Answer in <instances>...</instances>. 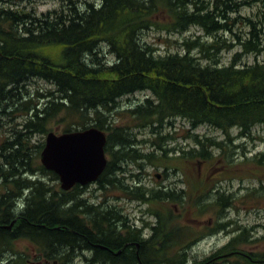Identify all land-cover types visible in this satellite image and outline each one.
Listing matches in <instances>:
<instances>
[{
    "label": "trees",
    "instance_id": "1",
    "mask_svg": "<svg viewBox=\"0 0 264 264\" xmlns=\"http://www.w3.org/2000/svg\"><path fill=\"white\" fill-rule=\"evenodd\" d=\"M60 1V8L36 14L32 7L22 5L31 0H8L3 4L0 0V61L5 60V65L18 63L10 66L13 68L28 65L34 71L29 77H21L25 84L18 88L15 84L20 77H10L0 70V89L10 98L21 90L28 94L29 81L39 80L52 86L46 92L29 93L26 107L16 110L20 115L11 117L0 112V121L5 117L7 122V127L0 125V184L10 189V184L21 179L19 188L29 190L23 198L25 209L14 216L8 211L14 199L10 190L0 195V257L8 251L12 252V264H70L67 254L60 250L68 247L63 240L68 236L69 225L78 234L84 231L89 240L95 239L98 227L118 241L141 240L129 225L123 224V229L114 227V220L122 218L120 208L107 205L104 213L98 211L95 203L82 198L79 186L68 192L59 189L57 176L39 161L44 138L53 128L69 132L93 126L105 133L107 164L95 183L102 193L100 203L115 198L118 191L120 197L166 205L167 210L162 209L166 222L161 223L155 240H170L179 227L173 221L178 214L168 209L169 205L176 203L182 210L196 207V201L190 202L191 191L199 196L200 215L211 213L216 220L227 208L238 210L235 204L244 207L264 202V150L251 157L244 153L236 155L239 159L233 158L235 139L248 138L253 128L264 126V59L235 67L242 55L251 54L255 59L264 56V30L257 24L263 13L253 19L240 12L257 0H98L95 4ZM191 27L197 28L201 36L183 40L182 51L165 55L142 43L140 37L148 30L182 33ZM101 44L113 55L111 64L97 60V47ZM236 47L239 52L233 54L229 63L210 65L222 52ZM4 52L8 54L4 56ZM86 53L94 57L89 66ZM59 80L64 81L62 86ZM140 89L150 91L142 105L133 109L115 107L119 99ZM27 104L33 111L28 112ZM177 118L186 120L191 129L202 125L214 128L222 133L223 140L189 134L188 130L183 137L193 142L187 150L190 153L181 149L176 152L180 155L171 157L168 153L175 148H166L163 143L174 139L171 121ZM146 130L152 138H138ZM165 130L168 133L162 134ZM232 130H236L235 136ZM145 143L152 148L144 150ZM173 159L178 165L173 164ZM196 161L205 165L221 161L228 173L235 172L229 174V179L254 177L258 187L239 196L223 191L218 184L208 187L209 179L200 180L197 187L187 180V187L179 192L143 184L131 192L123 186L129 165L136 168L138 174L134 175L140 178V171L147 164L174 167L176 172L181 169L180 164ZM205 199L208 201L204 204ZM82 206L88 214L77 212ZM15 219L8 230L6 227ZM235 226L231 230L239 232L226 248L233 251L231 263H256L242 261L244 256L258 257L256 250L244 251L240 245L250 243L251 230ZM129 236L135 239L130 240ZM258 240H264V233ZM17 241L32 247L35 260L30 261L31 254L16 248ZM109 250V256L117 259L113 264H147L146 257H150L133 246L118 256ZM173 251L174 255L163 252L154 256L165 259L166 264L184 263L186 249L178 246Z\"/></svg>",
    "mask_w": 264,
    "mask_h": 264
},
{
    "label": "rangeland",
    "instance_id": "2",
    "mask_svg": "<svg viewBox=\"0 0 264 264\" xmlns=\"http://www.w3.org/2000/svg\"><path fill=\"white\" fill-rule=\"evenodd\" d=\"M86 0H80V2H84ZM264 0H257L254 3H252L251 6H244L241 9L242 15H248V16H254L260 9L263 7ZM26 7H32L37 14L46 13L51 10H56L62 6V2L60 0H32L29 3L22 4ZM245 31V30H242ZM196 36H201V32L195 28L192 27L186 32L182 33H167L162 30H148L145 31L141 35V40L144 43H147L151 46H153L159 55H165L167 53H174V52H180L185 48L183 46V40L185 39H192ZM107 49V48H106ZM106 49L104 50V53L101 51L97 55V60L101 62L112 60V56L106 55ZM236 51V48L233 50H226L222 52L220 56V61L224 64H227L231 60V56ZM264 56L261 55L258 57V60H263ZM256 59L251 54L242 55L240 58V65H248L252 64ZM50 86L47 83H44L42 81L36 80L31 81L30 84L26 87V89L31 93L35 94L36 91L38 92H45L47 89H49ZM150 96L149 93H135L133 95L125 96L121 99H119V106L120 109H126V106L135 105L137 103H141L146 97ZM174 126L172 127L171 134L174 136V139L171 141V143H163V146L166 148H187L188 146L190 148L193 147V142L190 138H184L183 136L186 134V131H190L189 134H198L199 136H208L211 138H216L217 140H223V135L220 131L211 128L209 126H199L195 129H191L189 123L182 119L177 118L174 120ZM54 131L55 128H53ZM59 129V128H57ZM169 130V129H168ZM168 130H165L162 134L168 133ZM1 133V132H0ZM232 135L235 136L236 130L231 131ZM152 138V135H150L149 130L143 131L141 135H139L138 138ZM1 139V137H0ZM235 145L237 146L235 148V153L233 155V158L239 159V157H236V155H243L244 153L247 154V157H251L256 153L262 152L264 150V126H256L252 129V133L250 137L248 138H241V139H235ZM152 148L151 145L148 143L143 144L144 150H150ZM169 154V153H168ZM173 154V153H170ZM174 157V156H171ZM197 162H188V163H182L180 164V170L178 173L173 174L172 169H169L170 175L166 178L167 183H170L171 187L173 189H180L183 188V186H186V181L191 180L193 182V185L197 187L198 182L202 180L205 182L206 179H209L208 187H211L213 185L218 184L219 188L222 189L225 192H232L235 194H238L241 196V194H245L249 190H253L258 187V181L254 177H248V178H242V180H239L238 177H234L229 179V174L232 175V173L235 172H227L225 170V167L223 166V163L221 161H218V163H215L213 165H205V164H199V166L196 164ZM173 164L178 165L177 161L173 159ZM130 170L135 173L133 170V167H129ZM145 170L147 172V175L143 176L142 182L145 183V185L149 188L154 187L157 185L161 179L155 178L156 174L162 173V168L156 169L154 167L145 166ZM200 175H202V178H200ZM227 175V176H226ZM226 176L224 179L223 177ZM162 178V177H161ZM217 179V182H216ZM222 179V180H219ZM183 180V181H181ZM162 184L164 183L161 181ZM206 186V188H208ZM191 198L190 202L194 203L195 201H198L197 194H193L191 191ZM116 203H120L119 206H122L123 212L126 214H129L133 220L134 214H138L137 212L140 210H144V207H139L136 204H130L129 202L125 200H118ZM204 204L206 202H203ZM237 207H239L238 210H234L232 207L230 209V215L227 214L228 218L233 220L235 222V225L241 226V228H249L252 233V237L250 238V243H248L246 249L251 250H263L264 251V240H258L262 237L264 233V202H260L258 205H254L251 203L247 204L244 207H241L239 204H235ZM256 206V207H252ZM153 211L160 214L161 216H164V212L162 209H166V205L163 204H152L150 206ZM179 208V209H178ZM177 206H170L168 209H171L173 213H180L174 220L176 224L179 227H183L188 231V238L193 239V241L188 245L187 247V259L193 260L194 262H198L199 257L205 254H210L211 250L214 247L222 246L225 241L228 239L226 238L228 235L227 232H220V234H216L215 236H220L221 241H218L216 238H213L212 236H208L207 238H203L204 235L208 234L211 230L209 227L214 224L215 222V215L211 213H204L203 215H200L197 212L196 207L194 209H190L187 207L185 210H182L181 207ZM179 210V212H177ZM207 210V209H206ZM234 225V224H233ZM234 225V226H235ZM216 226H213L212 229H215ZM232 234L229 233V238ZM258 237V238H257ZM254 239V240H251ZM219 242V243H217ZM198 246L191 249L192 246L198 244ZM16 248L20 252H27L31 254L30 261L35 260L36 257H34V250L30 245L25 241H17L15 243ZM28 261V262H30ZM31 263V262H30ZM34 264V263H31ZM41 264V263H40Z\"/></svg>",
    "mask_w": 264,
    "mask_h": 264
},
{
    "label": "bare ground",
    "instance_id": "3",
    "mask_svg": "<svg viewBox=\"0 0 264 264\" xmlns=\"http://www.w3.org/2000/svg\"><path fill=\"white\" fill-rule=\"evenodd\" d=\"M2 1H3L2 2V4H3V3H6L8 0H2ZM72 1H74L76 3H79V4H82V3H80V0H72ZM86 1H89V2L94 3V4L97 3V2L99 3L98 0H86ZM262 13H263V15H262V17H260V14H262ZM36 14H37V12H36ZM244 16L245 17H249V18H253V19H256V18H259L260 17L257 20V22H258L257 24L260 26V28L262 30H264V6L260 9V11H258L256 13V15L251 16V17L248 16V15H244ZM242 29L245 30V28H242ZM142 43H143V41H142ZM106 48L107 47L105 46V44H101V45H99L97 47V52L96 53L99 54L102 51L103 54H105L104 53V50ZM93 52H94V50H93ZM236 52H239V48L238 47H236V51L234 53H236ZM7 54H8L7 52H4V56H6ZM92 55H93L92 53H86L84 55V58H86V64L87 65L90 64L89 62L93 61L94 57ZM106 55L113 57V55H111V54L108 53V50L107 49H106ZM256 60H258V59H256ZM113 61H114V58H112V60H109L107 62H108V64H111ZM5 62H6L5 60H3V62L0 61V70L2 72L5 71L7 74L9 73L10 77H17V78L20 77V79L18 80L19 83L17 82L15 84L18 88H20V86H22L23 84H25V83L22 84V78H21L22 76L29 77V76L32 75V73H34L33 69L30 68V66H28V65H23V64L21 65L20 64L22 67L15 68V66H14V68H13V67H10V66L15 65V64H18V63H15V64H11L10 63L8 65H5ZM210 65L213 66V67H218V65H225V64L220 61V57H215L214 60H212L210 62ZM235 67H241L240 62L235 63ZM30 82L31 81L27 82V84L29 85ZM63 82L64 81L59 80V83L58 84L62 86V83ZM48 85L50 86V88L47 89V90H50L52 88V86L50 84H48ZM71 85H73V84H71ZM0 88H2V87H0ZM142 90H145V89H140V91H138V92L139 93H146V92L149 93L150 92L149 90H145V91H142ZM29 93L28 94H25V92H23V90H21L18 93H16V95L14 97L8 98L6 92L0 89V112H7L8 115H11V117L14 116V115H17V114L20 115V112H17L16 110L17 109H20V108L21 109H24L26 107V105H24V103L26 104V102H28L27 97H31V95ZM146 98H148V97H146ZM142 102L141 103H137L135 105L126 106V107L129 108V109H133V108H135L137 106L142 105L143 104ZM88 107H89V105H88ZM115 107L120 108V106H119V100L116 102ZM27 108H29L28 109V112L29 111H33L32 110V107L30 105H28V104H27ZM7 109H9V111H7ZM174 120L171 121V122H174ZM0 125H4L5 127H7V122H6V118L5 117H2V119L0 121ZM90 127H93V126H90ZM90 127H87V128H90ZM169 127L170 126L168 124L166 126V129L169 128ZM81 130H84V129H77V130H74V131H81ZM100 131H102V130H100ZM45 138H46V136H45ZM45 138H44V145H45ZM181 149H185V148H181ZM181 149L180 148H177V149L175 148V151L169 152V156H174L175 157V156L180 155V154H177L176 152L177 151H181ZM188 149H191V148L189 146L186 148V152H185L186 154L190 153V151H187ZM170 153H173V154H170ZM40 154H41V152H40ZM39 161H40V156H39ZM123 164L124 165H127L128 162H124ZM145 166H150L151 167V165H149V164H147ZM145 166L143 167L142 171H140V173L141 174H144V175H147V172L145 170ZM127 167L129 169V167H132V165H129ZM159 168H162V173L164 171L168 172L166 178L170 175L169 169H172L173 174H176V173L179 172V171H176L175 172L174 171V167L173 168L172 167H170V168L159 167ZM159 168H156V169H159ZM133 170L135 171V173H133V171L129 169V172L127 174H124L125 175V178L123 180V186L124 187H127L131 192L136 187L135 186V183H134V180L136 179V177H135L134 174H138V171L136 170L135 167H133ZM50 172H52V171H50ZM129 174H131V175L129 176ZM1 178L2 177H0V179ZM57 178H58V176H57ZM155 178H157V177L155 176ZM17 181L20 184L23 183V181L21 179H17ZM161 181H163V180L161 179ZM161 181H159L158 183H156L157 185H155L152 188H154L156 190H162L163 187L161 186L162 185V182ZM58 184H59V189L61 191H64V192L70 191V189L67 190V191L61 189L60 182H59V178H58ZM97 186H98L97 184H93V185L89 186L86 190H83L82 191V194L81 195H82V198L85 199L87 202H89V203H95L94 206H98L99 207L98 211H103L105 213L106 212V207L105 206H107V205H113V206H116L117 208L122 207V206H119L120 203L118 204V203H116V201H118V200H125V201L129 202L130 204H136L139 207H144L145 208L144 210L138 211L137 212L138 214H134L133 215L134 217H137V216L139 217L141 215V213H145V214H148L147 215V218H148L149 222L150 223H154V216L153 215L156 214V212L153 211V209L150 207L154 203H150L148 201L145 202V201H142V200H137V199L131 198V197L128 198V196H125V195H121L122 197H120L117 194L118 191L116 189L117 192L114 195L119 196V197H116L115 196V198L110 199V200H106L105 202H103V204H101L100 202L103 201L102 200V193H101V190H98L97 189ZM184 188H185V186H183V188H180L178 190L177 189H174V190H176V192H179L181 190H185ZM7 190H9L8 185L5 184V185L2 186V184H0V195L1 194H4L5 191H7ZM22 192L23 193L17 198V200L15 198L13 199V201L11 200V202L9 204V210L7 209L8 208V206H7V207H5V209H3L4 212H6L8 210L10 212V214L14 216L16 214H19L22 210L25 209V206H26L25 199L26 198L25 199H23V198H24V196H26L29 193V190H27V189H24L23 190L22 189ZM241 195H243V194H241ZM11 199H12V197H11ZM206 201H208V200L205 199L204 202H206ZM194 204L196 205V208L198 210H200V208H199V205H200L199 201H196ZM77 212L79 214H88L89 213L88 209H86V207H84V206L80 207ZM176 214L180 215V213H176ZM227 214L230 215V211H229L228 208L225 210V213L221 216V219H222V222H223V226H225L227 229H234L236 226H234L233 224H231V223H233V220L229 219V222L230 223H228V222L225 221V218H228ZM15 221H16V219L13 220L12 225H14ZM162 222L163 221H161V223ZM161 223H158L156 225H158L159 228H160L161 227ZM6 228L8 230L12 229V228H9L8 226ZM149 231H150V234H151V230H149ZM67 233H68L67 234L68 236L67 237L65 236L66 238L63 240V242H64L63 245L68 246V247L65 248V249H60V250H64L63 252L65 254H67V256L69 257L70 264H113L117 259H112L109 256V254H110V250L109 249H111V251H112V253L114 255L118 256L121 252H124V250H126V249H128V248H130L132 246V243L130 241H118V238L116 236H110L107 232L102 231L101 229H98L97 230V232L95 234V239L94 240H89L90 239V236H88L87 234H85L84 231H80V234L74 232L72 230L71 225H69V227H67ZM152 234H153V232H152ZM152 234H151V236H152ZM174 235H180L182 237L181 246L186 249V254H187V242L189 241L188 231L185 228H183V227H178V229L173 233L172 237ZM129 238H130V240L135 239L134 236H129ZM172 239L173 238H171L170 240H172ZM60 242H62V241H60ZM56 243H58V242H56ZM53 244H55V242H53ZM89 245H95V246H92L91 248L88 249ZM97 248H99L98 249L99 251L96 250ZM170 248H172V246L169 247L168 249H170ZM69 249L72 250V251H70ZM85 249H88V259L87 258H82L81 256H79V258L81 257L80 260L79 259H75L74 251H77L79 253L81 250H85ZM53 252L56 253V251H53ZM90 258H91V261H90ZM12 259H13L12 252L6 251V252H4V255L2 257H0V264H12Z\"/></svg>",
    "mask_w": 264,
    "mask_h": 264
},
{
    "label": "water",
    "instance_id": "4",
    "mask_svg": "<svg viewBox=\"0 0 264 264\" xmlns=\"http://www.w3.org/2000/svg\"><path fill=\"white\" fill-rule=\"evenodd\" d=\"M106 136L95 127L81 131L49 132L40 154L41 164L54 172L61 189L94 182L103 172L107 160ZM12 227V223L8 226Z\"/></svg>",
    "mask_w": 264,
    "mask_h": 264
},
{
    "label": "flooded vegetation",
    "instance_id": "5",
    "mask_svg": "<svg viewBox=\"0 0 264 264\" xmlns=\"http://www.w3.org/2000/svg\"><path fill=\"white\" fill-rule=\"evenodd\" d=\"M197 162V161H196ZM199 166V163H196ZM168 172L164 171L162 174H156V177L159 179H162L164 181V183L161 185L163 188V191L166 190H171L173 189L170 185V183H167L166 180V176H167ZM162 177V178H161ZM182 181V180H181ZM20 186H19V185ZM22 184L18 183L17 184H11L10 187V191H9V195H11L13 198H15L17 200V198L23 193L22 189L19 188L21 187ZM91 186V185H89ZM89 186L86 187H80L81 190H86ZM132 187V186H131ZM130 187V188H131ZM76 188V187H75ZM174 190V189H173ZM176 191V190H175ZM179 212V210L177 211ZM120 213L122 214V218L119 220H115L114 221V227L116 229H123V224L124 225H129L132 228H134L140 235V241L139 242H131L133 247H137L136 249H142L144 254L146 255H150V257H146L147 259V264H166L165 259L160 258V257H156L154 256L155 254H162L163 252L167 253L170 252L171 255H174V248H177L178 246H181L182 240H180L182 237L180 235H174L172 238V240H155L154 238L157 237V234L159 232V226L156 225L158 223H161L162 221V217L160 216V214H154V223L150 224L149 220L147 218L148 214L145 213H141V215L138 217H135L136 222H133L131 219V216L129 214L124 213L123 211H120ZM137 221H139V226H136ZM225 221L229 223V218H225ZM216 225H218L219 228H221V226H223V222L222 219L219 218L218 220H216ZM232 224V223H231ZM224 228L223 231L227 232L228 236L226 237L228 240L224 242V244H222V246H218V247H214L210 254H205L199 257V261L196 262L195 264L199 263V262H204L202 264H232V257L231 254H233V251L231 250V247L229 249L228 248L232 242H231V238H233L232 236L235 233H238V230H231V229H227L225 226H223ZM97 229H101L100 227H98ZM151 230V234L150 231ZM215 229L209 230L210 232H208V234L204 235L203 238H207L208 236H211V234H214ZM222 232V231H220ZM219 232V234H220ZM229 233H231L232 235L229 238ZM110 236H113V234H111ZM213 238H216L218 241H221V237L220 236H213ZM193 241V239H190V241L187 242V247L188 245H190V243ZM219 243V242H217ZM198 244L194 245L191 247V249H193L194 247L198 246ZM244 251H248L246 248L248 245L247 242H242L240 244ZM92 246L95 245H89L88 249L91 248ZM170 249H168L169 247H171ZM88 249L85 250H81L79 253L77 251L74 252L75 254V259H79L82 258H87L88 259ZM160 249H165L164 251L161 252H157ZM221 249H224V252L221 251ZM258 252V257L257 258H249L248 256H244L242 261L247 263V262H256L254 264H264V251L260 250L257 251ZM79 256H81L79 258ZM208 256V257H206ZM209 258V260H208ZM91 261V258H90ZM186 261V262H185ZM184 263H180V264H192L193 260H189V259H185ZM242 262V263H243Z\"/></svg>",
    "mask_w": 264,
    "mask_h": 264
}]
</instances>
